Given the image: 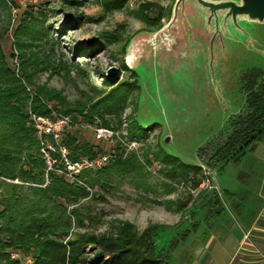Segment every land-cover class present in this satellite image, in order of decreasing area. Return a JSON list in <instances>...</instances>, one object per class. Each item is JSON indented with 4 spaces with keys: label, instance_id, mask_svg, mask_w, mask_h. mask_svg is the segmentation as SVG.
Segmentation results:
<instances>
[{
    "label": "rangeland",
    "instance_id": "1",
    "mask_svg": "<svg viewBox=\"0 0 264 264\" xmlns=\"http://www.w3.org/2000/svg\"><path fill=\"white\" fill-rule=\"evenodd\" d=\"M172 1L4 0L8 11L0 7V27L5 26L7 32L0 44L7 65L17 72L19 58L14 42L18 38L13 32L22 26L27 37L19 36L18 42L30 44L27 52L39 58L46 55L49 61L61 60L69 66L67 71L47 69L34 73V85L59 91L69 103L84 97L93 102L115 84L133 81V74L124 66V46L137 31H154L165 23ZM144 4L150 6L142 10ZM157 8L162 17L160 25L154 27L146 23L144 17L153 20ZM219 21V31L212 36L210 32L205 33V22L199 14L193 19L180 18L175 22L177 26L167 33L166 43L157 41L147 49L145 57L134 66L138 87L119 113L120 124L110 129L111 140L95 139L94 129L104 127L82 122L73 124L79 141L88 142L98 151L90 160L99 156L106 160L98 166L81 167L76 172L67 169L56 151H48V157L54 161H50L51 169L45 171L64 175L68 181H73L81 171L94 172L119 158L131 157L132 160L129 173L101 172L95 185L86 188V198L65 207V213L77 209L81 225L74 217H69L62 243L77 234L112 231L116 221H126L138 231L160 225L153 240L155 250L164 253L170 241L189 228L183 218L193 209L194 229L184 242H179L169 252L168 263L233 264L232 259L243 249L246 237H241L246 225L264 202V134L255 149L239 162L222 164L209 175L200 169L193 179L188 174L183 181L164 174L176 163L168 155L181 163L197 165L200 160L196 150L229 132L227 120L241 109L243 102L240 73L257 68L264 75V22L239 23L246 35L229 25L227 34L223 33ZM109 68L116 72L106 77ZM114 79L116 82L110 86ZM53 112L50 116H54ZM63 119L65 124L52 125L59 133L68 127L70 116ZM134 122L151 127L139 140L128 138ZM132 131L142 132L138 128ZM165 137L168 142L159 146L158 139ZM61 164L65 173L61 171L63 167L59 169ZM207 177L210 188H207ZM194 178L199 180L195 189L191 186ZM47 180L44 177V184ZM19 190L21 194L31 195L25 184ZM227 193L232 195L228 197ZM213 198H217L221 206L209 213L207 201ZM56 203L64 206L61 200L57 199ZM178 204L184 207L179 209ZM195 242L200 243L202 249L193 256ZM84 252L85 262L91 260L88 249ZM8 260H16L17 264L32 263L31 254L18 250H9Z\"/></svg>",
    "mask_w": 264,
    "mask_h": 264
},
{
    "label": "trees",
    "instance_id": "2",
    "mask_svg": "<svg viewBox=\"0 0 264 264\" xmlns=\"http://www.w3.org/2000/svg\"><path fill=\"white\" fill-rule=\"evenodd\" d=\"M149 6L150 4H144L142 10ZM0 7L8 11L4 0H0ZM157 9L158 13L153 20L144 17V21L154 27L160 25L162 17L160 8ZM6 32L7 28L1 26L0 41ZM13 35L18 40L19 36L27 37L22 26L15 29ZM18 40L14 42L19 58L17 72L7 65L0 44V177L19 183L0 180V264H17L16 260H8L9 250L31 254V264H169V252L179 242H184L186 235L194 229L193 221L188 229L178 234V238L170 241L168 252L164 253L155 250L153 240L160 225H150L138 231L126 221H116L111 227L112 231L97 235L77 234L73 239L62 243L69 217H74L77 224L81 225L77 209L65 213V207L86 198V188L95 185L101 172L129 173L132 160L131 157L119 158L94 172L81 171L73 181L66 180L64 175L46 172L44 159L39 151L40 139L32 126L29 113L49 118H52L50 113L53 111L60 117L69 115L68 127L60 132L57 142L50 136L44 139L55 147V151L58 146L64 147L69 163L79 162L81 158L90 160L98 151L88 142L79 141L78 130L73 128V124L82 122L114 129L120 124L119 113L132 91L137 90V86L134 75L132 82L112 86L116 82L114 79L109 84L112 87L108 92L97 100L90 102L89 97H84L69 103L59 91L34 85L32 81L34 73L47 69L67 71L69 66L61 60L49 61L46 55L39 58L37 54L27 52L30 44L20 43ZM103 80L109 83V80ZM239 87L243 105L229 118V132L224 138L218 137V140L210 141L196 151L197 157L210 170L228 162H239L246 153L253 151L264 134L262 71L257 68L243 71L239 75ZM131 128H138L142 132L135 134L130 130V140L143 138L151 129H142L135 122ZM53 155L58 158L57 153ZM167 157L176 162L175 167L164 173L170 179L184 181L188 174L193 179L200 170L199 167L182 164L176 158ZM61 168L65 173L62 164L59 165V169ZM90 172L93 173L92 176ZM44 177L48 178L45 184ZM23 184L31 192L30 196L21 194L19 189ZM198 184L199 180L195 178L191 182L194 189ZM57 199L64 206L56 203ZM218 202V199L208 201L213 208L219 207ZM178 207L181 209L184 204H178ZM85 249L92 254V259L87 262L83 258Z\"/></svg>",
    "mask_w": 264,
    "mask_h": 264
},
{
    "label": "water",
    "instance_id": "3",
    "mask_svg": "<svg viewBox=\"0 0 264 264\" xmlns=\"http://www.w3.org/2000/svg\"><path fill=\"white\" fill-rule=\"evenodd\" d=\"M198 14L205 22V33L210 32L212 36L216 34L217 31H219L218 21L220 20L219 22L222 24L220 31L223 33L227 34L226 26L229 25L234 31L247 35L244 29L239 26V23L253 24L264 22V0H173L168 19L165 23L161 24V26L154 31H137L126 42L123 49V62L126 69L136 76L134 66L140 59L145 57L147 49L155 46L157 41L166 43V39H168L167 33L177 26L175 22L180 18L184 20H186L187 17L193 19ZM213 24L214 27L212 28ZM115 72L116 69L109 68L105 76L114 75ZM134 81L138 87L136 78H134ZM237 112L238 111L232 113V115ZM136 123V125L142 129L148 128L146 125H141L138 122ZM168 140V137L161 140L158 139V145L161 146V144H166ZM170 157L176 158L174 156ZM191 166L199 167L208 173V175L210 174L211 170L200 161L197 165ZM217 211L218 209H215V212ZM194 215L195 210H189V212L184 215V222L190 224L193 221Z\"/></svg>",
    "mask_w": 264,
    "mask_h": 264
},
{
    "label": "built area",
    "instance_id": "4",
    "mask_svg": "<svg viewBox=\"0 0 264 264\" xmlns=\"http://www.w3.org/2000/svg\"><path fill=\"white\" fill-rule=\"evenodd\" d=\"M12 11L14 12V10L12 9ZM29 117L32 123L33 128L36 131V135L38 136V138L40 139V152L43 154V159L45 161L46 164V169H51V165H50V161L53 162L54 158H49L48 156V151H55V149H53V146L48 143L44 137L46 136H50L55 142L58 141L59 137H60V133L56 130H54V128H52V125L54 126L55 124H58L60 122V124H65L64 121V117H60L54 114V116H52L53 120H49V118L46 117H40V116H36L32 113H29ZM51 125V126H50ZM60 128V127H59ZM94 137L96 140H111L112 138V134L113 132L110 129L107 128H95L94 129ZM41 137H43L41 139ZM59 156L61 157V160L65 163L66 167L68 170L71 171H76L78 172V170L83 167H93V166H98L100 164V162L106 160V158L104 156H99L98 158H95V160L91 161L85 158H81L79 162L76 163H69L66 159V150L64 147L62 146H58L57 151H56ZM206 173V172H205ZM208 175V173H206ZM0 180H3L5 182H16V180L10 181L8 179H4L2 177H0ZM210 179L207 177L206 179V183L208 184L207 188H210V184L209 181ZM246 237V236H244Z\"/></svg>",
    "mask_w": 264,
    "mask_h": 264
},
{
    "label": "crops",
    "instance_id": "5",
    "mask_svg": "<svg viewBox=\"0 0 264 264\" xmlns=\"http://www.w3.org/2000/svg\"><path fill=\"white\" fill-rule=\"evenodd\" d=\"M231 195V193H227L228 197ZM220 206L221 204L219 203V207ZM246 226V230H244L241 239L246 236L249 244H246V238H244L242 243L243 249H241L233 259L232 256L230 259H232L233 264H264V202L259 212ZM209 238L211 237L209 236ZM207 242L208 240H206L202 246L204 247ZM202 246L198 242L193 244V256L200 253Z\"/></svg>",
    "mask_w": 264,
    "mask_h": 264
},
{
    "label": "flooded vegetation",
    "instance_id": "6",
    "mask_svg": "<svg viewBox=\"0 0 264 264\" xmlns=\"http://www.w3.org/2000/svg\"><path fill=\"white\" fill-rule=\"evenodd\" d=\"M131 73V72H130ZM134 78H135V76H134ZM231 117V115L229 116V118ZM229 118H228V120H229ZM228 120H227V122H228ZM219 137H221V138H224V136H219ZM218 140V139H217ZM206 145V144H205ZM199 160L201 159V158H198ZM217 198H213V199H209L211 202H213V200H216ZM208 200V201H209ZM208 201H207V204H208V206H209V208L207 209V211L209 212V210H212L213 209V207H211V205L208 203ZM220 202H218V204H219ZM214 208H216V207H214Z\"/></svg>",
    "mask_w": 264,
    "mask_h": 264
}]
</instances>
